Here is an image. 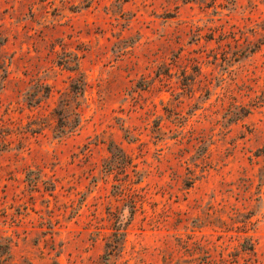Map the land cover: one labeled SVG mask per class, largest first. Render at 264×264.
I'll list each match as a JSON object with an SVG mask.
<instances>
[{
    "label": "rangeland",
    "instance_id": "rangeland-1",
    "mask_svg": "<svg viewBox=\"0 0 264 264\" xmlns=\"http://www.w3.org/2000/svg\"><path fill=\"white\" fill-rule=\"evenodd\" d=\"M0 264H264V0H0Z\"/></svg>",
    "mask_w": 264,
    "mask_h": 264
},
{
    "label": "trees",
    "instance_id": "trees-1",
    "mask_svg": "<svg viewBox=\"0 0 264 264\" xmlns=\"http://www.w3.org/2000/svg\"><path fill=\"white\" fill-rule=\"evenodd\" d=\"M111 247H112V245H111ZM113 247H114V245H113Z\"/></svg>",
    "mask_w": 264,
    "mask_h": 264
}]
</instances>
